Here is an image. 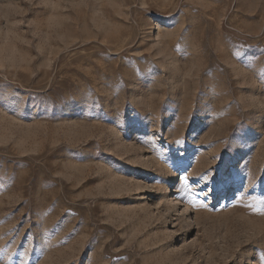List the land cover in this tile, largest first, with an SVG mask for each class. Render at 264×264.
I'll list each match as a JSON object with an SVG mask.
<instances>
[{"label":"rangeland","instance_id":"1","mask_svg":"<svg viewBox=\"0 0 264 264\" xmlns=\"http://www.w3.org/2000/svg\"><path fill=\"white\" fill-rule=\"evenodd\" d=\"M0 264H264V0H0Z\"/></svg>","mask_w":264,"mask_h":264},{"label":"bare ground","instance_id":"2","mask_svg":"<svg viewBox=\"0 0 264 264\" xmlns=\"http://www.w3.org/2000/svg\"><path fill=\"white\" fill-rule=\"evenodd\" d=\"M227 188H228V187H227ZM227 188H226V190H229V189H227ZM218 192H219V191H218Z\"/></svg>","mask_w":264,"mask_h":264},{"label":"snow or ice","instance_id":"3","mask_svg":"<svg viewBox=\"0 0 264 264\" xmlns=\"http://www.w3.org/2000/svg\"><path fill=\"white\" fill-rule=\"evenodd\" d=\"M225 179H227V177Z\"/></svg>","mask_w":264,"mask_h":264}]
</instances>
